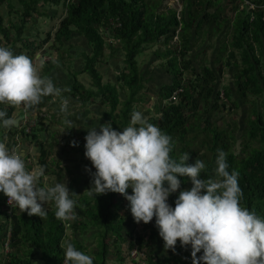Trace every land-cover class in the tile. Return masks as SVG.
I'll list each match as a JSON object with an SVG mask.
<instances>
[{"label": "trees", "instance_id": "16d2710c", "mask_svg": "<svg viewBox=\"0 0 264 264\" xmlns=\"http://www.w3.org/2000/svg\"><path fill=\"white\" fill-rule=\"evenodd\" d=\"M181 1L185 4L181 12L174 9L159 12L161 7L145 0H5L10 8L9 14L19 15L20 20L15 22L10 19L8 25L0 15V46L11 48L15 55L25 54L32 59L39 50L49 52L57 48L63 51L68 46L75 49L82 56L84 65L80 72H70L69 77L73 81L69 86L71 100L83 106L94 100L109 104L111 110L104 113V119L122 131L130 124L135 104L143 101L141 93L145 77L138 69L137 58L157 45H173L176 34H179L182 38V62L179 61L177 44L170 50L166 48L165 52H156L166 62L173 56L167 64L173 79L162 89L161 101L179 102L165 107L160 104L159 116L148 121L173 138L171 155L174 158L189 152V164H194L198 158L205 162L207 169L206 173H201V179L213 175L217 150L226 152L229 171L235 169L240 173L242 205L249 210L255 209L258 215L264 217V0H247L254 1L257 8L252 9L248 5L243 10L235 4L239 0ZM42 5H63L66 8V17L61 20L55 34L49 31L44 37L26 32L31 18L49 16L41 8ZM229 10L234 12L233 16H226ZM108 37H113L122 46L126 57L116 83H105L100 72L101 65L111 63L120 49L108 42ZM210 38L220 39L215 63L210 64L209 60L208 65L200 64V68L196 69L197 65L187 58L198 42L203 52L209 50L213 45H206V40ZM52 40L53 48L47 47ZM108 47L114 51L110 60L106 56ZM44 65L42 76H49L62 66L50 62ZM225 69L232 82L229 87L220 88ZM83 75L90 79L89 86L79 78ZM121 90H128L126 100H122ZM48 97L52 99V96ZM241 104L247 108V116L239 121ZM120 107V113L116 114ZM0 109L6 110L12 117L16 106L0 104ZM226 111H231L230 116L235 115L233 119L239 122L234 120L222 127L217 126V122H213L214 114ZM39 127L43 129L42 125H38L30 135L35 143ZM3 129L0 126L4 135ZM20 133L24 138L30 137L22 130ZM13 137L14 134L9 133L10 147L14 146L11 144ZM44 159H47L45 152L40 166L48 175L49 168ZM179 178L181 188L169 197L173 207L179 192L190 190L193 186L189 178ZM128 193L131 194L132 189H128ZM6 198L5 195L0 198V218H5L9 226L7 228L4 222H0V250L7 243L15 250L8 255L11 258L7 264H63L64 252L60 243L66 242L69 228L75 232L91 228L100 232L97 253L91 256L94 264H126L135 248L133 227L136 222L132 218L129 202L122 194L110 192L94 197L89 194L83 198L75 196V217L69 220V224L67 220L56 218L55 208L47 210L48 215L43 219L35 215L30 217L19 212L18 208L12 211V219H9L8 212L3 210ZM137 240L147 264L192 262L190 245L185 250L178 241L176 253H181L180 256L170 250V255L160 258L143 235L138 234ZM72 243L85 253L83 242L74 237ZM109 256L114 257L113 263H109ZM35 258L38 259L35 261Z\"/></svg>", "mask_w": 264, "mask_h": 264}, {"label": "clouds", "instance_id": "9594fccd", "mask_svg": "<svg viewBox=\"0 0 264 264\" xmlns=\"http://www.w3.org/2000/svg\"><path fill=\"white\" fill-rule=\"evenodd\" d=\"M65 91L70 89L42 76L32 58L0 46V104L22 105L27 112L44 97H62ZM69 103L68 98L61 99L60 111L66 115ZM18 124V118L0 109V126L11 129ZM65 124L69 130L74 128L71 120ZM86 129L85 157L95 168L93 172L85 166L92 177V187L86 191L95 196L122 194L137 224L155 218L165 252L175 253L179 241L185 250L191 246L192 264H264V217L242 205L240 173L229 171L226 152L217 150L213 175L201 179L205 162L198 158L189 164V152L174 158L173 138L140 111L132 112L130 124L122 131L114 129L111 121ZM71 145L77 147L78 142L73 140ZM44 176L43 166L27 168L24 150L9 147L6 138L0 142V192L16 206L13 210L43 219L48 215L45 205L54 203L58 220L74 219L78 194L68 184H42ZM179 177L189 178L193 186L179 192L173 207L169 197L181 188ZM60 247L63 264H94L93 257L71 241H61Z\"/></svg>", "mask_w": 264, "mask_h": 264}, {"label": "rangeland", "instance_id": "374dc122", "mask_svg": "<svg viewBox=\"0 0 264 264\" xmlns=\"http://www.w3.org/2000/svg\"><path fill=\"white\" fill-rule=\"evenodd\" d=\"M146 2H149V4H155L158 7H161V9H158L159 12H163L164 10L168 9H174L177 11H182L185 4L181 0H145ZM250 3H255L254 1H247V0H239V2H235L236 5L240 6V10H243L246 6L250 5ZM161 4V5H158ZM41 8L43 11H46L49 16H43V17H33L31 20L27 23V33H32L35 35H41V37H44L45 34L49 31L55 32L60 26L61 20L63 17H66V8L63 5L59 6H48V5H42ZM157 10V11H158ZM251 10V8H250ZM10 8L7 3H5V0L0 1V15L3 17V21L6 24H10V19H13V21L17 22L19 21V15L16 14H9ZM16 10H13V12ZM233 16L234 12L232 10H229L226 14V16ZM227 27V26H226ZM1 37V36H0ZM84 40V39H83ZM195 40V37H194ZM85 42V40H84ZM108 42L114 43L113 46L119 47L120 49L115 53L114 59H112L111 63H105L101 65L100 72L103 75V80L105 83L108 82H117V76H119L121 70L124 67V62H126L125 54L122 50V46L117 44L115 42V39L113 37H108ZM199 43V42H198ZM198 43L196 46L193 47L191 55L187 58L188 60L192 61L193 64H196L197 68H200V64H214L217 52L219 50L220 46V39L216 38H210L206 40V45L211 43L213 46L205 52H203V49L199 47ZM178 45V57L179 61L182 62L181 57V50H182V38L179 34H176L174 38L173 45L170 46H161L157 45L153 47L152 49H149L144 52L143 55H140L138 60V69L142 73V75L145 77V81L143 82L144 88L141 93V99H143L142 102H138L135 104V110L140 111L148 120L153 117H158V108L160 104L162 106H166L171 103H178L179 101H161V92L162 89L165 87V85L171 84L173 76L169 73L167 69L168 62L173 58L171 56L168 59V62L162 57H158L156 52H159L160 50L162 52L166 51V48L169 50L174 47L175 45ZM70 45V44H69ZM205 45V46H206ZM54 42L48 43L47 47L53 48ZM46 50V49H44ZM39 50L37 52L36 57L33 59L34 62L40 66V68H44V64L47 62L50 63H58L62 66L58 67L60 69L56 70V72L59 74V76H69L70 72L72 74H76L78 71L80 72L83 69V61L82 56L79 52H76L75 49H69V46L66 50L60 51L59 49L49 50V52ZM165 50V51H164ZM67 52H69L67 54ZM113 49L111 47H108V50H106V56L109 57L113 53ZM204 53V54H203ZM71 54V56H70ZM72 54H75L76 56H72ZM169 68V67H168ZM41 70V72H42ZM225 69V76L224 79H221L220 82V88L227 86L229 87L230 83L232 82V78L230 77L228 71ZM66 72V73H65ZM88 76V75H87ZM81 80H83L87 86L90 85V79H88L85 75L79 77ZM72 77L70 76L69 83L72 84L73 81L71 80ZM53 81L56 82L55 78L53 77ZM65 85V84H62ZM60 86L61 88H64V86ZM128 90H121L122 92V100H126L128 98L127 92ZM67 92H63L62 95H67ZM63 97V96H62ZM69 113L68 115L62 113L60 111V104L61 100H59V97H54V99H43V101L33 108L29 109L27 112H25L24 107L16 106V110L14 113V116L16 112L23 113L22 116L19 117V124L16 127H13L11 129H3L4 131V139L3 142L6 141L8 144L9 142V133L14 134V137L11 139V144L15 145L22 141L24 136L20 133L22 130L24 134L27 136L32 134V130L37 128V126L42 125L43 129H38L40 133H43L45 130H52V132H44L45 134H41L40 141L39 137L36 141L37 146L34 147L35 150L38 151V153L43 155V152L46 153L47 159L46 163L48 165L49 171L48 175L49 179L47 181V185L54 186L56 183H63V184H69L72 181V178L75 177V182H73L75 187L78 188L79 193H84V196L89 194L94 197L93 194H90L87 189H90L92 187V177L88 172L85 171V166L92 168V171H95V168L92 167L91 161L88 160L85 157V139L82 138V131L79 129L81 128L85 132H87L86 128L91 127H99L100 124H103L106 122L104 119V113L106 111H110L111 107L109 104H101L99 100L89 101L85 104V107L82 108V104L80 102L69 100ZM59 102V103H58ZM244 105L241 104V108H243ZM120 107L116 114H119L121 111ZM82 109L85 110L83 113L81 112ZM75 111V112H74ZM231 112V111H230ZM230 112L226 111L224 113L217 112L214 114L213 122H217V126L222 127L226 124L232 123L233 119L236 116L231 115ZM240 115V113H238ZM162 116V114L160 115ZM239 117V121H240ZM65 120H71L72 126L74 128L68 129L67 125L65 124ZM237 120V122H239ZM78 128V129H77ZM114 128V127H113ZM76 129L78 131V134L75 132ZM116 129V128H114ZM117 130V129H116ZM32 137V136H30ZM29 137V138H30ZM33 139V137L31 138ZM83 139V142H82ZM75 140L78 142L77 147H73L71 145V142ZM0 142H2V133L0 130ZM33 143V142H32ZM178 149H180V146H177ZM21 150V148H18ZM54 156V161H50V157ZM34 164V163H33ZM60 165H63L60 169ZM39 168V167H38ZM2 193V192H1ZM3 196V194L0 196V198ZM83 196V197H84ZM82 197V198H83ZM88 197V196H87ZM7 199V198H6ZM4 207V211H7L9 214V219L11 218V213L13 211L12 206L7 204ZM47 205H52V203H48ZM133 218V216H132ZM5 218L1 219L0 222H4L7 225V228L9 226V223ZM67 222H70L67 220ZM133 231H136L137 233L142 232V235L148 238V243L151 244L153 251L155 254L159 255L160 258L170 255V250L165 252L164 250V241L161 238L160 241L156 244V238L154 235L158 234L153 231H148L149 228H157L155 226V218L152 222L148 224H144L143 222L137 224H134ZM158 231L157 229H154ZM1 232V231H0ZM77 234H75L74 230L68 229L67 230V241H73V237H76L77 240L82 241L84 248H85V254H88L90 256H94L97 253L98 246H99V238H100V232L94 228H91L89 231H76ZM99 232V234H98ZM152 233V234H151ZM156 246V247H155ZM126 247V245H125ZM15 250H12L10 246H4L0 251V260L1 263L7 264V262L10 260L8 255ZM112 252L115 251V248L112 247ZM159 252V253H158ZM198 254H202L198 253ZM176 256H180L181 253H176ZM109 263H113L114 257L109 256ZM185 263L192 264L191 261L185 260ZM127 264V263H126ZM171 264H176L174 261Z\"/></svg>", "mask_w": 264, "mask_h": 264}, {"label": "crops", "instance_id": "0c3cea01", "mask_svg": "<svg viewBox=\"0 0 264 264\" xmlns=\"http://www.w3.org/2000/svg\"><path fill=\"white\" fill-rule=\"evenodd\" d=\"M114 59V58H113ZM58 69H60V68H57L56 70H58ZM41 70H42V68H41ZM56 70H54L52 73H49V76L53 79V77L55 78V80H56V82H54L55 84H56V86H58V87H60L62 84H65V85H62V86H64V88L66 87V88H68L69 89V86H70V83H69V79H70V77L69 76H59V74L56 72ZM101 70V69H100ZM66 73V72H65ZM65 92H67L68 94L67 95H65V97H59V100H61L62 98H68L69 100H71V98H70V91H65ZM54 97H52V99H53ZM43 99H50L49 97H44ZM82 108H84L85 106H83V104H82V106H81ZM75 112V111H74ZM83 112H85V110L84 109H82V111L80 112H78V113H83ZM240 118L243 120V119H245L246 118V116H247V108H245V106L243 107V108H241L240 109ZM20 116H22V114H21V111L20 112H16V114H15V117L16 118H19ZM78 129V128H77ZM75 130V132L78 134V131L76 130V129H74ZM80 131H82V138L83 139H85V136L87 135V132H85L84 130H82L81 128L79 129ZM46 132H48V133H50V132H52V130H45ZM44 131V132H45ZM40 133V132H38L37 134H38V136H39V141H40V136H41V134H45V133ZM2 133V132H1ZM3 134H2V142H3ZM83 139H82V142H83ZM33 139H31V138H23L22 139V141L21 142H19L18 144H15V146H17L18 148L20 147L21 148V150H24L25 152H26V165H27V168L29 169V170H32V169H36V168H38V167H40V160H41V158H42V154H40V153H38V151L37 150H35L34 149V147L35 146H37V144L35 143V142H33ZM9 145V147H10V144H8ZM54 156H52V157H50V161H52L53 163H55V161H54ZM34 163V164H33ZM63 167V165H60V167H58V168H60V169H65V168H62ZM49 176L50 175H45L44 177H43V184H45V183H47V181H48V179H49ZM73 182H75V177H73L72 178V181L68 184V187H69V189L71 190V191H74L75 193H77L78 195H76V196H78V197H83L84 196V193H79L78 192V188L77 187H75V185H73L74 183ZM3 194V193H2ZM3 196H4V194H3ZM45 208L47 209V210H50V209H54L55 208V204L54 203H52V205H45ZM19 212H20V209H19ZM18 214V213H17ZM67 222V221H66ZM68 224H69V222H67ZM70 229V228H69ZM155 228H149V230L148 231H153V232H155V233H158V234H156V235H154V237L156 238V244L158 243V241H160L161 240V237H160V235H159V231H156V230H154ZM75 234H77V232H75ZM141 234H142V232H141ZM152 234V233H151ZM68 235V234H67ZM145 237V236H144ZM74 238V237H73ZM76 238V237H75ZM146 238V241L148 242L149 240H148V238L147 237H145ZM76 240H77V238H76ZM79 241V240H78ZM82 242V241H81ZM156 247V246H155ZM1 251V250H0ZM159 253V252H158ZM38 258H35L34 260L36 261ZM127 264H129L128 262H127Z\"/></svg>", "mask_w": 264, "mask_h": 264}, {"label": "built area", "instance_id": "2783aa9c", "mask_svg": "<svg viewBox=\"0 0 264 264\" xmlns=\"http://www.w3.org/2000/svg\"><path fill=\"white\" fill-rule=\"evenodd\" d=\"M252 8V7H251ZM253 9V8H252ZM256 9V8H255ZM176 96V95H175ZM223 97V93L221 95ZM7 201V204L10 205L8 203V198L6 199ZM12 206V209H14V207H16L15 205H11ZM139 233H137L135 231V236H134V249L132 250V252L130 253V257H129V264H147L145 262V259H144V255L141 254V248H140V244L137 240V235ZM8 246V243L6 244ZM142 253H144V251H142Z\"/></svg>", "mask_w": 264, "mask_h": 264}, {"label": "bare ground", "instance_id": "6f19581e", "mask_svg": "<svg viewBox=\"0 0 264 264\" xmlns=\"http://www.w3.org/2000/svg\"><path fill=\"white\" fill-rule=\"evenodd\" d=\"M250 5H251V7H252L253 9L257 8V6H256L254 3H250Z\"/></svg>", "mask_w": 264, "mask_h": 264}, {"label": "water", "instance_id": "95a60500", "mask_svg": "<svg viewBox=\"0 0 264 264\" xmlns=\"http://www.w3.org/2000/svg\"><path fill=\"white\" fill-rule=\"evenodd\" d=\"M18 120H19V118H18Z\"/></svg>", "mask_w": 264, "mask_h": 264}]
</instances>
